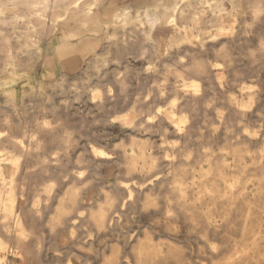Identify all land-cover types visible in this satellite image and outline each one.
Returning a JSON list of instances; mask_svg holds the SVG:
<instances>
[{
    "label": "bare ground",
    "instance_id": "bare-ground-1",
    "mask_svg": "<svg viewBox=\"0 0 264 264\" xmlns=\"http://www.w3.org/2000/svg\"><path fill=\"white\" fill-rule=\"evenodd\" d=\"M263 22L264 0H0V75L30 71L41 58L50 60L51 55L58 70L68 72L86 63L84 74L69 85L74 99L87 94L98 109L112 112L104 123H118L131 131L127 139L115 143L119 157L91 142L90 154L77 156V165L84 167L71 171L75 179L70 186L56 191L57 179L42 180L35 195L23 204L24 183L20 184L19 174L26 153L16 148L39 147L44 142L40 134L46 131L58 144L52 152L53 163H37L40 169H32L34 164L25 166L24 179L35 172L43 175L52 165L64 177L69 171L61 161L80 139L71 126L68 129L59 118L56 126L42 111L27 118L24 125L16 121L10 112L11 108L18 111L14 92L0 100V229L4 232L0 231V264H9L11 252L29 253L24 243L32 239L35 250L41 252V237L30 227L35 226L34 218L43 219L46 213L52 234L71 229L72 237L74 229L80 230L86 247L78 237L73 244L96 256L97 264H196L195 252L209 264H264V122L256 123L255 118L264 119ZM169 31L173 35L167 42ZM238 35L247 52L246 76L252 81H244L240 70H234V75L247 96L222 93L224 102L199 121L200 110L214 105L217 90L222 89V74L240 61L233 46ZM210 46L223 62L201 53ZM183 48L189 59L180 65L179 57L172 62L160 58L164 51L169 55ZM133 53L147 61L141 70L125 60ZM112 62L123 64L115 77L119 94L108 82L105 87L102 81L92 83L94 77L106 78L100 72ZM222 67L226 70L220 71ZM139 71L152 75V88L143 87L151 99H135L132 107L118 111L127 101L130 77ZM66 76L60 72L53 77L48 91L63 89ZM204 86L211 87L214 96L202 100ZM30 87L29 95L44 98L42 85ZM162 97L167 98V106L159 103ZM64 98L67 109L70 99ZM31 123L34 129L29 128ZM58 127L64 128L65 135ZM142 130L165 137L160 151L152 150L154 140L136 134ZM169 133L176 136L168 140ZM261 140L262 146L254 147ZM226 155L233 159L227 160ZM49 157L40 156L42 160ZM113 164L122 165L128 177L134 176L132 183L150 179L146 196L138 198L143 189L128 185L130 179L115 182L120 189L122 185L125 195L123 189L110 191L99 182L102 167ZM95 185L103 193L101 198L93 192ZM133 224L137 229L131 231ZM97 244L102 247L96 248ZM62 251L54 246L56 256ZM75 254L71 251L65 264H79Z\"/></svg>",
    "mask_w": 264,
    "mask_h": 264
},
{
    "label": "rangeland",
    "instance_id": "rangeland-1",
    "mask_svg": "<svg viewBox=\"0 0 264 264\" xmlns=\"http://www.w3.org/2000/svg\"><path fill=\"white\" fill-rule=\"evenodd\" d=\"M225 21L229 22V20H225ZM262 25L264 27V22ZM238 29H239V26L237 27V30ZM172 35H173V33L171 31L166 33L165 37H166L167 42L169 41V39ZM256 42H257L256 38H253V43L256 44ZM47 43H48V40H46V42L45 41L43 42L44 45H46ZM219 46H220V44L216 43V47H219ZM233 46H234V52L240 58V61H236L235 63H233L232 67H230V69L228 71H226L224 74H222V76L225 77V79H222V83H223L222 89L217 90L218 93L215 95L216 101H215L214 105H212L208 109H204V107H203L200 110V112L198 113L199 114L198 115L199 121L201 120L200 118L203 115H205V114L211 115L213 113V111H214L213 106L220 105L224 102L221 99L222 93L234 91L236 93V95L240 98H246V96H247L246 93H243L241 90V86L239 85V80L236 79L238 77L236 75H234V70H240V72L242 73L244 81L249 82V83L252 81L248 76H246L247 75L246 74L247 69L244 67L243 64L246 63L248 60L247 56H246L247 52L245 50V46L243 45V41L240 40V38H239V35L236 36V38L233 42ZM102 49H103V47H99L98 51H102ZM114 50H111L112 55L113 54L116 55V52ZM164 52H162V54H160V58L162 57V60L166 61V62H172V60L174 58L179 57L178 58L179 59L178 65H180L182 62L189 59V56L186 54V51L184 48L173 50L169 55H165L166 53L164 54ZM201 53L204 54L205 56L211 58L212 60H214L216 62H223L222 58L217 57V55L214 53V50L211 46L207 47L205 50H202ZM135 54L136 53H133L131 55H127L125 57V60L131 61V63L134 65L136 70H141L145 66L147 61L144 59H141V58H135L134 57ZM181 56L185 57V58L181 59ZM50 60H48L47 57L41 58L35 64L33 69L30 71H26V70L20 71L19 70L18 73L14 74V75H11L8 73H3L0 75L2 81L4 82V86L2 88L0 87V100L4 101V98L6 97V95L9 92H14L17 94L18 111H15L12 108L10 109V112L16 121L18 120V122H21L24 125L27 118H30L31 116H32L31 118H34L37 113H38V115H40V112L42 111V113H45V115H47L50 119H52L54 121V123H56L55 124L56 126L58 125V123H57V121L55 122V120H57L58 118L61 119L63 124H65V126H68V129H71V130H72V128L74 129V130H72V131H74V135L80 139V143L78 145H74V146L69 147L70 148V149H68L69 150L68 151L69 157H67L61 161V163L64 164L63 169H65V170L67 169V171H69V173H65L66 175L68 174L67 176L65 174H62L64 177H61V175H59L57 173L58 170H60V168L59 167L55 168L52 165V166H50L49 171L47 173H45L43 175H39V173L35 172L34 174L28 176L26 178V180L24 179V176H26L25 168H27L25 166H28L29 164H34L35 166H32L31 167L32 169H40V167H38V166L36 167L37 163H42L43 161H46L49 164L53 163L52 162L53 160L51 157L52 152L58 147V144L52 140L51 135H49V133H45L46 131L43 134H40V136L42 137L44 142L39 147H36V146L35 147L34 146L29 147L31 149H27V150L25 149V151L21 150L19 148H16L17 152L26 153L24 160L22 162L23 164H22L20 174H19L20 184L24 183V190H23L24 202H23V204L26 203L25 202L26 199H27L26 201L29 202L30 198L35 195L34 193H36L35 188L41 187V184L46 180L57 179L58 187H56V191H61L63 188L70 186L72 183L71 182L72 178L74 177L72 175L71 171H75V170H78V169L84 167L83 163H81L82 165H77V161H76L77 156L82 155V154L89 155L90 154L89 149H90L91 142H94L95 144L103 147L108 152L115 151L116 153H114V155L116 157H119V155L117 153L118 149L116 148V144H118L123 139H127L129 132H131V131L121 129L120 124H118V123L117 124L104 123L106 117L109 114H111L112 112H109V114H107L108 112H105V111L98 109L96 104H94L93 102L90 101L87 94H84L83 97L80 98L79 100L74 99L75 98V92L71 91L69 85L72 84L73 79L80 78L84 74L83 70L86 67L85 66L86 63H83L78 68H74L71 70L68 69V72H67V69L58 70L59 68L57 66L53 65V62H55V56L54 55L50 56ZM167 60H169V61H167ZM159 68L162 69V65H160ZM224 68L225 67H222V69L220 71H225L226 69H224ZM104 69L100 72V74L105 73L106 78L104 80H101V78L99 76L94 77L92 79L93 85L99 84L102 81L100 84H103L102 87H105L104 83L108 82V84L112 85L115 93L119 94L120 93L119 87H118L119 83H118V81L116 82V79L118 78L117 76H119V74H118L119 70H121V71L123 70V64L120 63V65H119V64H116L115 62H112L107 68H104ZM60 72L61 73L64 72L67 74L66 79H65V81H66L65 85L66 86L63 89L62 88H56L55 90L48 91L49 90V86H48L49 82L51 83V80L53 79V77L60 74ZM103 74H101V75H103ZM261 74L264 77V70H262ZM115 77H117V78H115ZM169 80L175 81V78L170 76ZM129 81L131 84L128 88L129 95L126 98L127 101L124 105L122 104L119 106L118 111L126 110L129 108L128 106H130V105L133 106L135 99H139V98L142 100L148 99L147 90L152 88V85L150 86V84H153L152 83V81H153L152 75L146 74V73H144V71L143 72L139 71L138 73L134 72L132 74V76L130 77ZM177 84H180V83H177ZM39 85H42V87H43V93H44L43 99L39 98L37 95L33 96L31 94L30 95L28 94L30 91V88H31L30 86H39ZM146 86H148L147 90L146 89L143 90L144 88H146ZM140 89L142 91H144V92H142L143 95H141ZM203 89H204V96H203L202 100H205V99H208V98H211L212 96H214L213 90L211 87L204 86ZM139 90H140V93H139ZM47 91L50 93H48ZM23 92H24V94H23ZM65 96L69 97V99H70V106L67 109H65L63 107V104H64L63 100L65 99L64 98ZM49 97L51 98L50 101H48ZM119 98H121V100L124 99V98H122V96H119ZM149 98H150V96H149ZM150 99H148V100H150ZM167 102L168 101H167L166 97H162L161 99H159V103H161L162 106H167L168 105ZM130 103H132V104H130ZM50 106H55L56 110L53 112L51 110V108H49ZM132 106H130V107H132ZM3 107H4V105H3ZM42 107H45V110ZM230 114L235 115V113L233 111ZM41 116H42V114H41ZM255 118H256V123L264 122V119L260 120L261 118L259 115H256ZM96 119L98 120L97 122H96ZM69 126H71L72 128L71 127L69 128ZM29 128L34 129L35 124L31 123L29 125ZM61 128H63V127H58V132L65 135L66 132H65L64 128L62 131H61ZM237 130L240 131L239 128ZM18 133L21 134L20 131H18ZM136 134L140 137H146V138L149 137L152 140H154L155 146L153 147L154 149H152L154 151H160L159 146L160 145L163 146L162 143H163V140L165 139V137L159 132H157V133H146L145 131L142 130V131L136 132ZM175 136L176 135L174 133H169L166 139L169 138L168 140H171V138L172 137L174 138ZM262 136H263L262 138L264 139V132H263ZM35 138H33V140H32L33 142H34ZM262 140L258 141L254 145V147L260 148L262 146ZM97 141H100V142H97ZM113 144H115V145H113ZM167 145H168L167 142H164V146H167ZM27 152H30L31 155L30 156L27 155ZM42 153L50 156L49 159L48 160H42L40 158ZM36 158H37V160H36ZM226 159L231 161L233 158L230 155H226ZM248 161L250 164L253 163V160L250 157H248ZM54 162H56V161H54ZM117 171H119V172H117ZM249 174H251V173L248 172L247 175L249 176ZM35 175H36V177H35ZM132 177H134V176H132ZM132 177H128L126 174H123L122 165H119V164L105 165L102 167V173L100 175L99 182H103L104 185L106 184L105 186H109L106 188L109 189L110 191L123 189V191L121 190V192L123 193V195H125L126 192H125L124 188H122V185H121V189H120V186H115V182H118V180H124L125 181V180L130 179V181L128 182V185H135L136 187L143 189V190L138 192V198L145 197L146 194L151 189L150 184L152 183V181H150V179L144 180V181L142 180V182L140 184L139 183L137 184V182H136L137 179L133 180V183H132ZM73 179H75V178H73ZM42 180H44V181L42 182ZM248 186L251 188L252 183H249ZM111 187H113V188H111ZM98 188H99V186L95 185L93 188V192H94L95 196H97L98 198H101V196H103L102 195L103 193H102V191L98 190ZM26 195L28 197H25ZM263 202H264V199H263ZM263 207H264V204H263ZM135 210H137V209H135ZM47 214L48 213H46L44 215L43 219L34 218V223L35 224L37 223L36 224L37 228H39V229L40 228L41 229L48 228L47 227L48 224L45 222V218H47V216H48ZM36 226H35V229H37ZM132 226L133 227L130 228L131 231H133L134 228L137 229V227H136L137 224L136 225L133 224ZM79 231L80 230H78V229H74V234H76V235L79 234L80 233ZM39 234L43 235V237H44L43 238L44 239L43 247H42L41 252L38 253L35 249L33 251V249L29 247L32 242L29 241V242L24 243V248L31 249L32 252H30V254H27L24 257H22L20 255L19 258H23L25 264H40V263L41 264H64L65 263L64 260H65L66 256L63 252L61 254H59V257L54 255V247H53L51 232L44 231L42 233L39 232ZM191 242H192V244L194 243L192 246L195 247L196 246L195 245L196 240L194 239ZM99 246H100V244H97V247H99ZM48 248H49V252H48ZM196 249H197V247H196ZM79 250L82 251V249H79ZM193 256H194V259H195L194 261L196 262V264H209L208 259L205 258L204 256H202L201 254H198L195 252L193 254ZM82 258L89 260V262H91L92 264H97L96 259H98V258H96V256H94V255L88 254L87 249H84V252L82 253L81 257L79 256V258L77 260H80ZM20 264H24V263H20Z\"/></svg>",
    "mask_w": 264,
    "mask_h": 264
},
{
    "label": "crops",
    "instance_id": "crops-1",
    "mask_svg": "<svg viewBox=\"0 0 264 264\" xmlns=\"http://www.w3.org/2000/svg\"><path fill=\"white\" fill-rule=\"evenodd\" d=\"M34 225L36 226V224L34 223ZM35 226H33V227H30V228H32V229H30L31 231H33V232H35V233H37V234H39V232H44V231H47V232H50L51 231V228H50V226L48 225L47 227L48 228H45V229H39L38 231H37V229H35ZM50 229V230H49ZM41 230V231H40ZM0 231L2 232V233H4L3 232V230L2 229H0ZM12 231H15L14 229L12 230ZM69 231H71V229H69V230H66V231H64V232H59L58 234H56V235H54V234H52V232H51V235H52V242H53V247L54 246H56L57 248H59V249H62L63 251V253L65 254V260H64V262L66 263V261H67V259H68V256L70 255V252L71 251H74L76 254H75V259L77 260L78 258H79V256L81 257V255H82V253L84 252H82L81 250H79V248L75 245V244H73V240H75L77 237L78 238H80L79 240H81L80 241V243H81V246H84V247H86V242H84L83 241V239H82V235H81V233H79V234H74L72 237L69 235ZM80 232V231H79ZM40 235V237H41V242L43 243V241H44V239H42L43 238V235H41V234H39ZM4 236L6 237V235L4 234ZM65 240V241H64ZM30 242H32L31 244H30V248H32L33 249V251H34V249H35V240H29ZM28 241V242H29ZM15 243V241H14V238H13V241H12V244H14ZM26 243V242H25ZM16 244V243H15ZM15 244H14V248H15ZM70 246V247H69ZM100 247H102V245L100 244V246L99 247H97V245H96V248H100ZM70 249V250H69ZM30 252H32V251H30ZM30 252L29 253H25V252H23V253H14V252H11L10 254H8V263L9 264H20V263H24L25 264V262H24V259L23 258H19V256L21 255L22 257H24V256H26L27 254H30ZM55 255V254H54ZM59 257V256H58ZM78 261V263L79 264H82L84 261H86V259L85 258H82V259H80V260H77ZM64 263V264H65Z\"/></svg>",
    "mask_w": 264,
    "mask_h": 264
}]
</instances>
